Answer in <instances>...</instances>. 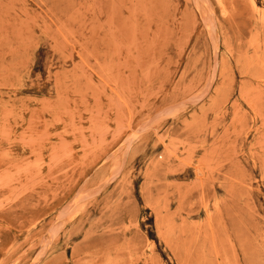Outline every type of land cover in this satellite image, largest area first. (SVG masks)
<instances>
[{
	"label": "rangeland",
	"instance_id": "374dc122",
	"mask_svg": "<svg viewBox=\"0 0 264 264\" xmlns=\"http://www.w3.org/2000/svg\"><path fill=\"white\" fill-rule=\"evenodd\" d=\"M0 264H264V0H0Z\"/></svg>",
	"mask_w": 264,
	"mask_h": 264
}]
</instances>
